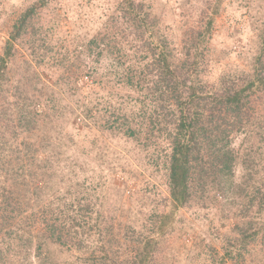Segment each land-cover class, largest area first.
<instances>
[{
  "label": "rangeland",
  "instance_id": "rangeland-1",
  "mask_svg": "<svg viewBox=\"0 0 264 264\" xmlns=\"http://www.w3.org/2000/svg\"><path fill=\"white\" fill-rule=\"evenodd\" d=\"M36 1L0 0V58L5 55L16 20ZM45 1L46 5L32 22L39 31L33 26L27 28L17 41L0 80V184L10 187L8 193L15 190L16 195L25 194L20 200L24 211L19 215L31 220L32 233L22 239L29 244L27 239L41 230L44 211L62 208L58 200L70 186L79 182V190L72 192L80 198L84 196L86 203L94 204L93 214L100 211L109 218L102 219L103 225L113 220L123 230L130 226L136 229L133 246L139 245L136 238L140 234L143 237L156 235L158 243L149 264H264V229L240 253L226 256L230 243L240 237L243 223L249 225L253 220L264 226V213L258 211L257 204L245 208L246 191L238 184L247 172L243 171L240 160L234 166L231 179L206 178L196 173L188 200L177 208L170 196L166 169L161 163L156 166L147 160L156 144L153 141L147 145L150 138L142 137L150 130L163 128L165 123L160 119L163 115L155 117L154 105L147 103V107L140 110L144 121L130 118L129 123L134 128L142 129L141 139L135 140L121 133L117 124L104 116L108 113L103 114L105 102L109 107L111 100L113 104L122 102H117L120 94L133 92L125 79L130 61L146 66L152 47L159 43L166 42L184 70L195 71L205 91L223 92L227 83H231L227 76L248 78L263 48L264 0ZM133 1L150 6L147 32L133 22L127 8V2ZM31 45H37L33 48L36 52L31 50ZM47 46L51 50L43 59L39 54ZM65 66H76L77 72L89 68L92 73L83 75L78 86H72L73 80L71 83L68 80L70 72L65 79ZM149 76L154 78L153 74ZM43 83L48 85V90L63 87L66 100L61 94L43 91ZM84 94H90L89 99H85ZM95 96H103V99H95ZM76 98L82 99V104H97L101 111L87 120L71 115L69 107L78 105ZM146 99L153 101L150 96ZM126 111L133 112L130 106ZM245 111L249 114L245 122L251 128H261L257 138L261 140L262 135L264 137L261 127L264 126V89L251 93ZM243 129L233 139L235 148L246 137L248 127ZM158 142L161 147L158 151L165 156L170 144L163 138ZM257 142L254 140L259 150L264 151V142ZM10 160L13 166H9ZM47 162H53L59 177L51 184L38 183L43 172L51 171ZM70 162L74 163L76 172L64 169ZM10 167L14 168L13 173ZM17 172H22L24 177L15 185L17 180L13 179H17ZM263 172L262 165H258L248 187L254 180L258 181ZM30 193H33L32 200ZM53 197L58 199L55 203L51 201ZM8 210L12 212L11 208ZM162 216L166 217L167 227L155 234ZM95 231V228L90 230L92 247L97 241V246L116 254L122 242H127L120 257L134 254L128 243L130 233L120 238L118 233L122 230L118 229L102 238ZM2 233L0 230V241H3ZM35 244L36 239L33 246L26 244V251L14 254L10 261L1 264H40L43 258L46 264H90L87 262L89 254L81 249L49 240L45 254L38 256ZM99 249L98 255L103 254V249Z\"/></svg>",
  "mask_w": 264,
  "mask_h": 264
},
{
  "label": "trees",
  "instance_id": "trees-1",
  "mask_svg": "<svg viewBox=\"0 0 264 264\" xmlns=\"http://www.w3.org/2000/svg\"><path fill=\"white\" fill-rule=\"evenodd\" d=\"M127 3L133 22L137 23L140 30L149 31L150 12L148 9L150 6L135 1ZM45 5V0H37L16 20L14 31H12L11 37L7 40L5 55L0 58V80L4 76L3 70L6 69L8 59L16 50L17 41L27 32V28L33 26L34 29L39 31V27L32 22L36 16L35 14L43 9ZM107 37L109 36L107 35ZM36 46L31 45V50L36 52V49H33ZM119 47L122 48V46ZM168 47L166 42L152 47L153 52L152 54L149 53V60L146 66L135 60L130 61L131 67L125 75V79L133 92L120 94V98L117 101L122 100L120 103L113 104L111 100V104H113H110L111 107H108L109 104L104 101L103 114H109L104 116L109 120H113L117 124L116 128L121 133L124 132L135 138V140H140L142 129L140 127L134 128L129 123L130 118L133 120L141 118L144 121V115L142 116L140 110L143 111L144 107H147V103L154 105L152 113L155 117L163 115V117H160L165 123L163 128L159 131L150 130L148 134L142 137L150 138L147 145L152 144L153 141V144H156V146H153L154 153L148 154L147 160L155 163L156 166L161 163L163 169H166L173 206L180 208L186 203L191 194V182L196 173L200 176L204 175L206 178L211 177L213 179L214 177V179H218L221 176L224 179L227 177L231 179L234 175V166L240 160L243 171L247 172L242 177V182L238 184L239 188L241 187L246 191L244 199L247 202L244 203L245 208L248 209L250 206L257 204L258 211L263 214L264 172L259 175L258 181L254 180L248 187L250 180H253L254 170H256L258 165H262V168H264V151L259 150V146L254 143V140L255 142L258 141L257 138L259 133H261V128L259 130L251 128L250 124L245 122L246 119H249V114H247L245 108L251 93L264 89V42L263 48L254 60L252 74L248 78L242 77V75L237 77L227 76L228 81L231 83H227L228 86L224 88L223 92L220 90L211 92L203 90L197 81L198 76L195 77L197 75L195 71L184 70L179 64L180 60H177L176 55ZM99 48L101 49V46ZM50 50L51 47L47 46L46 50L40 51L39 55L44 59V55ZM101 54L102 49L99 52V55ZM197 55H200V53L197 52ZM65 67L67 70L65 79H67V74L70 72L68 80L69 83L73 80L72 86H78L83 75L90 76V73H92L89 68H87V71L80 69L77 72L76 66ZM150 74H153L154 78H151ZM47 87L46 83L42 84L43 91L52 95L61 94V98L66 100L63 97L66 93L63 87L58 88L55 86V89L53 88L52 90H48ZM134 93L137 94L134 95ZM149 96L153 98V101L146 99ZM83 97L89 99L90 94H84ZM94 98L102 100L103 96H95ZM81 100L76 98L74 101L78 102V105L75 107L68 106L71 115L77 114L87 120L97 114L98 111H101L98 109L97 104H82ZM88 102L93 101L89 100ZM99 103L101 104V102ZM63 106L61 104L60 108L62 109ZM129 106L133 111L131 114L126 111ZM155 121L156 118L153 123ZM245 127H248L246 137L240 146L235 148L232 144L233 139ZM261 127L264 128L263 125ZM152 138L154 140H151ZM161 138L170 144L165 156H162L158 151L161 148L158 147V140ZM261 138L256 144L264 142L263 135ZM8 164L13 166V161L10 160ZM47 164L51 171L50 173L43 172V176L38 183L45 181L46 184H51L52 181H56L59 177V174L54 169L53 162H47ZM65 166L64 169L70 173L72 171L76 172L73 162ZM10 172H14L13 167H10ZM20 177H24V174L17 172V179H13L17 180L15 185L20 182L18 180ZM78 187L79 182H76L67 189L60 200L54 197L51 198L54 203L55 200L61 201L62 205L59 204V206L62 208L56 210L50 208L44 211L43 218L40 220L41 230H37L41 233L28 237V244V241L22 239V237L32 233V222L27 216L19 215L24 211L23 203L20 200H22V196L25 198V194L22 193V190H19L22 196L21 194L16 195L15 190L8 193L7 189L10 187L0 184V230L3 231L1 234L3 241H0L3 242L0 245V264L10 261V257H14V254L26 251V244L30 246L32 243L33 246L35 239V253L38 256L45 254L44 248H48L49 245L47 243L51 240L53 243L86 251L89 254L87 262L90 264H149L158 243L156 235L143 237L140 234L136 238L139 245L133 246L132 238L136 236V229L130 226L128 229L125 228L123 230L121 229L122 226L113 222V220H107L103 225L102 219L106 220L109 218L103 216L100 211L96 215L93 214L96 211L94 204L91 202L86 203L84 196L80 198L72 192L73 190H79ZM30 198L31 200L33 199V193H30ZM10 208L12 212L8 210ZM165 216H162L163 218L158 222L155 234L165 231L167 227ZM169 217L167 215V218ZM22 220L27 222L23 223ZM256 222L254 223L253 220H250L249 225H247V222L243 223L240 237L236 242L230 243L226 251L227 257H234L236 252L240 253L242 249L247 248L258 237L264 226L258 224V221ZM86 227L88 229L85 230L84 228ZM94 228L96 229L95 232L99 233L102 238L105 235L114 234L118 229L122 230L118 233L120 238H124L123 235L126 236V234L130 233L131 238H129L128 243L133 248L132 253L134 254H130L131 256L128 258L120 257L123 245L127 242H122L121 249L116 254H113L112 251L109 252L104 246H97V241L94 242L92 247L89 239L91 237L90 230ZM16 238L21 239L16 242ZM99 248L103 249V254L101 255H98ZM223 261L225 260L223 259ZM46 262L47 260L43 258L40 264H46Z\"/></svg>",
  "mask_w": 264,
  "mask_h": 264
}]
</instances>
